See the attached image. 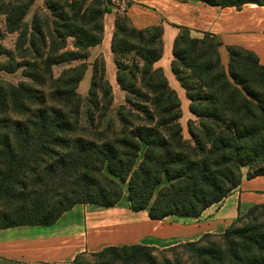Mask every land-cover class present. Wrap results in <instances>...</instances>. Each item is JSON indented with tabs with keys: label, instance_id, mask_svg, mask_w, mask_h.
I'll return each instance as SVG.
<instances>
[{
	"label": "trees",
	"instance_id": "16d2710c",
	"mask_svg": "<svg viewBox=\"0 0 264 264\" xmlns=\"http://www.w3.org/2000/svg\"><path fill=\"white\" fill-rule=\"evenodd\" d=\"M114 1L44 0L26 22L35 0H0L4 31L16 35L13 51L0 44L7 57L0 71L21 69L25 79H0V229L49 226L76 204L114 207L123 184L133 212L146 211L151 220L196 218L243 176H264V63L254 52L228 45L225 64L219 37L172 24L178 32L170 68L191 115L185 139L180 98L155 65L163 54L162 24L137 28L126 13L129 3L119 11ZM198 1L264 6V0ZM111 11L110 51L124 103L117 121L107 117L113 89L98 56L83 125L77 88ZM2 34L0 29V40ZM168 249L181 251L159 259L153 246L109 245L81 252L70 264H264V202L221 234Z\"/></svg>",
	"mask_w": 264,
	"mask_h": 264
},
{
	"label": "crops",
	"instance_id": "0c3cea01",
	"mask_svg": "<svg viewBox=\"0 0 264 264\" xmlns=\"http://www.w3.org/2000/svg\"><path fill=\"white\" fill-rule=\"evenodd\" d=\"M122 1L129 3L126 13L135 27L162 24L163 54L155 65L162 68L169 85L176 92L182 88L170 68L172 43L178 32L172 24L219 37L222 42L221 59L225 58L226 46L237 45L254 52L259 61L264 63V6L248 3L240 8H222L209 6L198 0ZM114 16L105 14L104 22L109 17V33H106L105 23L103 39L99 45L90 49V53L102 45L110 46ZM110 70L106 68V73L113 86L112 81H116L115 71L113 68ZM262 202L264 176L252 179L243 176L234 191L196 218L167 217L147 223L139 222V226L134 225V221L127 220L114 227L113 220L99 216L98 213L106 212L105 210L92 208V204H76L49 226L25 225L0 229V264H70L81 252H94L109 245L131 244L132 240L140 243L141 232L137 231L138 228L152 233L153 237L192 241L203 234H221L239 214ZM118 208L119 212H125L124 204ZM110 228L114 231H109ZM132 228L133 233L127 232ZM130 238L131 241L125 240Z\"/></svg>",
	"mask_w": 264,
	"mask_h": 264
},
{
	"label": "rangeland",
	"instance_id": "374dc122",
	"mask_svg": "<svg viewBox=\"0 0 264 264\" xmlns=\"http://www.w3.org/2000/svg\"><path fill=\"white\" fill-rule=\"evenodd\" d=\"M43 1L44 0H35L34 4L32 5V7L30 8V10L28 11L27 15L25 16V21L26 22H30L31 17L34 13V11H38L39 8L43 7ZM114 1V0H113ZM118 1H122V0H115L113 3H118ZM120 6H119V11L121 10L122 7H124L127 4V1H122L119 2ZM112 10V9H111ZM118 11V10H115ZM115 11H111L110 13H107V16H110V14L115 15ZM115 17V16H114ZM113 17V18H114ZM106 23V33L108 31L109 33V17H106V20L104 22V24ZM0 29L3 31L1 40H0V44L1 46L11 52L14 49V42L16 39V35L15 34H9L6 33L4 31V26H3V19L0 17ZM105 45H102V47H98L96 49H94L92 51V53L89 52V57L86 60L87 63V68L88 70L85 72L84 77L82 79V81H80L81 83H79L78 88H77V92L80 94L81 98H82V104L80 107V113H81V123L83 125H86L88 122L87 119V115H86V109H87V101H86V97L88 94V90H89V86H90V78H91V71H92V64L95 60V58H97L98 56H102L105 60V69L108 68V71L113 68L114 71H116L115 65L113 63V56L112 53L110 51V46L108 47H104ZM225 53V58L222 59V62L226 64L227 62V55H226V51ZM7 59V57L5 55H0V61L4 62ZM165 64V61L162 62V65ZM65 66H58V67H54V72L58 73L62 68H64ZM111 72V70L109 71ZM107 76V73H106ZM0 79L6 82H11V83H18L20 81L25 80L24 77L22 76V71L21 69H18L16 71L13 72H6V71H0ZM108 79V77H107ZM113 82V101H112V105L110 106L109 111L107 112V117L114 119L115 121H117L116 118V111L119 105L124 103V92L119 88V86L117 85L116 81H112ZM180 101H181V118L179 120L180 125L182 127V134L183 137L185 139L189 138L188 132H187V128H186V123L188 121L189 118H191L190 113L188 112V101L185 97V93L183 90H181L180 88L178 89L177 92ZM142 156V151L140 152L139 155V159ZM246 174V168L242 169V175ZM126 193H127V189H126V185L123 184V195L122 198L120 200V203H118L116 206L114 207H101L98 205H90V207L95 208V209H101V210H105L106 212H99V216H106L109 220H113L115 224L114 227H118L120 222H125L128 220V222L130 221H134L135 223H133L134 225H140L139 222H150L152 221L148 215L146 211H138V212H132L127 205V201H126ZM124 204V208H125V212H119V208L118 206H123ZM137 221V222H136ZM111 230L109 231H114L113 228H110ZM137 231L141 232V237H140V244L142 245H147V246H153L156 248L155 251V255L159 258V259H163V258H167V259H172L175 253H180L181 250H169L168 248L176 245L178 243H182V242H186V241H182L180 239L174 238V237H153L154 235H152V233H149L148 231L142 229V228H138ZM127 232H131L133 233V228ZM166 234H168L167 231ZM164 235V234H162ZM127 241H131L132 238L130 239H125ZM139 243V242H134L133 240L130 243ZM153 243V244H151Z\"/></svg>",
	"mask_w": 264,
	"mask_h": 264
}]
</instances>
